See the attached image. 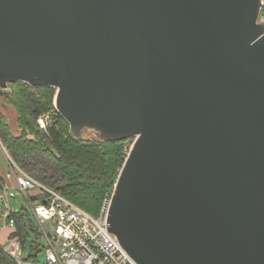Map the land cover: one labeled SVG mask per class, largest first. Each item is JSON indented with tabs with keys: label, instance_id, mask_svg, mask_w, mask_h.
<instances>
[{
	"label": "water",
	"instance_id": "1",
	"mask_svg": "<svg viewBox=\"0 0 264 264\" xmlns=\"http://www.w3.org/2000/svg\"><path fill=\"white\" fill-rule=\"evenodd\" d=\"M260 0H0V94L57 89L78 138L133 139L108 229L138 264H264Z\"/></svg>",
	"mask_w": 264,
	"mask_h": 264
},
{
	"label": "trees",
	"instance_id": "2",
	"mask_svg": "<svg viewBox=\"0 0 264 264\" xmlns=\"http://www.w3.org/2000/svg\"><path fill=\"white\" fill-rule=\"evenodd\" d=\"M10 88V92L0 94V138L11 157L28 174L98 216L114 191L133 139L78 138L55 106V87L17 81ZM9 108L16 114L15 127ZM48 113L51 120L47 128H42L39 118ZM32 200L38 201L39 196L34 193ZM11 218L16 228L13 235L19 237L22 250L30 249L24 259L37 261L44 244L32 212L22 206L11 213ZM0 264L17 261L0 249Z\"/></svg>",
	"mask_w": 264,
	"mask_h": 264
},
{
	"label": "built area",
	"instance_id": "3",
	"mask_svg": "<svg viewBox=\"0 0 264 264\" xmlns=\"http://www.w3.org/2000/svg\"><path fill=\"white\" fill-rule=\"evenodd\" d=\"M258 22L264 25V0H260ZM39 121L45 127V119L40 118ZM0 145L11 165L8 176L16 179L17 189L26 196L29 209L46 240L43 263L25 260L20 254L18 240L11 239L1 246L0 249L14 258L17 264H138L108 229L112 194L106 198L100 214L95 216L28 174L9 155L1 141ZM34 193L39 196L38 201L32 200ZM13 197L10 187L0 178V201L5 207L0 232L15 226L11 218Z\"/></svg>",
	"mask_w": 264,
	"mask_h": 264
},
{
	"label": "crops",
	"instance_id": "4",
	"mask_svg": "<svg viewBox=\"0 0 264 264\" xmlns=\"http://www.w3.org/2000/svg\"><path fill=\"white\" fill-rule=\"evenodd\" d=\"M1 152L5 155L6 157V161L7 163L5 164L3 162V160L1 159ZM11 172V165L8 162L7 156L4 153L1 145H0V178L2 179L3 182H5V184H7L10 187V191L12 189H17V182L16 179L13 176H8V174ZM11 193H13L15 195V197H13L12 199L16 198V193L11 191ZM11 199V200H12ZM12 206V204H11ZM5 207L0 209V220L2 218V215L4 213ZM17 211L15 209L12 208V212ZM33 214V213H32ZM34 219L35 216L33 215ZM36 220V219H35ZM15 221V220H14ZM16 228L13 227H8L5 230L0 232V247L3 246L4 244L8 243L11 239H15L18 240L20 243V254L22 255L23 258H26L27 256L23 255V251H22V247H21V242L18 236H14V232H15ZM9 255V254H8Z\"/></svg>",
	"mask_w": 264,
	"mask_h": 264
},
{
	"label": "rangeland",
	"instance_id": "5",
	"mask_svg": "<svg viewBox=\"0 0 264 264\" xmlns=\"http://www.w3.org/2000/svg\"><path fill=\"white\" fill-rule=\"evenodd\" d=\"M57 92V91H56ZM56 95H57V93H56ZM8 115H9V117H11V123H12V125H13V127H15L14 126V119H16V114H14V112L12 111V109H8ZM40 118H44L45 119V127H42L41 126V123H40V121H39V124H40V126L42 127V128H47V126H48V124H49V121L51 120V113H48V114H45V115H42ZM39 118V119H40ZM15 124L17 125V122H16V120H15ZM0 141L3 143V141H2V139L0 138ZM4 144V143H3ZM132 144V143H131ZM8 150V149H7ZM130 150H128L127 151V153L129 152ZM9 152V151H8ZM127 153H126V156H127ZM9 155H10V153H9ZM1 159L3 160V162L6 164L7 163V161H6V157H5V155L1 152ZM124 162H125V160H124ZM11 191H13V192H15L16 193V198L15 199H12L11 200V204H12V208L13 209H15V210H18L20 207H22V206H27L28 208H29V205H28V202H27V200H26V196L24 195V193L22 192V191H20V190H18V189H12ZM2 208H4V205H3V203L0 201V209H2ZM30 210V209H29ZM45 242H46V240H45V238H44V236H42V238H41V243H43L44 244V246H45ZM23 251V255H25V256H27V255H29L30 254V249H23L22 250ZM44 260H45V251H44V249L38 254V262L39 263H43L44 262Z\"/></svg>",
	"mask_w": 264,
	"mask_h": 264
}]
</instances>
